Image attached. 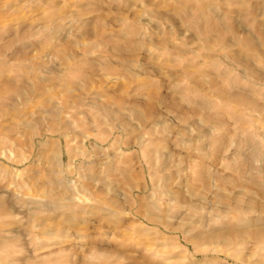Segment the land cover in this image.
I'll return each instance as SVG.
<instances>
[{
  "label": "rangeland",
  "instance_id": "rangeland-1",
  "mask_svg": "<svg viewBox=\"0 0 264 264\" xmlns=\"http://www.w3.org/2000/svg\"><path fill=\"white\" fill-rule=\"evenodd\" d=\"M0 264H264V0H0Z\"/></svg>",
  "mask_w": 264,
  "mask_h": 264
}]
</instances>
